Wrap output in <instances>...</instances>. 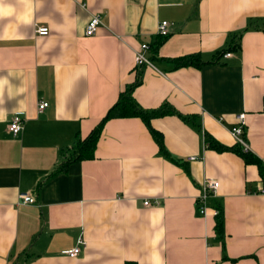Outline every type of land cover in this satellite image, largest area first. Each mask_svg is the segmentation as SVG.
I'll return each mask as SVG.
<instances>
[{
	"label": "crops",
	"instance_id": "1",
	"mask_svg": "<svg viewBox=\"0 0 264 264\" xmlns=\"http://www.w3.org/2000/svg\"><path fill=\"white\" fill-rule=\"evenodd\" d=\"M94 15L103 26L86 37ZM163 21L171 34L154 50ZM250 22L263 26L264 0H0V264H264V175L204 143L207 132L239 145L231 130L246 114L244 139L264 174V30ZM39 26L50 34L38 36ZM231 43L240 50L216 61ZM143 44L155 68L136 65ZM189 55L206 64L176 68ZM137 78L141 108L168 104L200 128L153 119L168 158L141 119H113L93 159L54 174ZM40 102L49 104L41 113ZM205 178L220 188L201 216ZM20 194L36 204H20ZM80 240L82 252L66 255Z\"/></svg>",
	"mask_w": 264,
	"mask_h": 264
},
{
	"label": "trees",
	"instance_id": "2",
	"mask_svg": "<svg viewBox=\"0 0 264 264\" xmlns=\"http://www.w3.org/2000/svg\"><path fill=\"white\" fill-rule=\"evenodd\" d=\"M262 29L264 30V24L263 26H256L253 27V22H250L248 25L247 30L250 29ZM168 37H158L156 40L155 45L152 47V49L156 50L158 49L165 41L168 39ZM237 43V42H236ZM240 44L234 45V43L228 44L226 48H224L221 52H219L217 56V60L224 57L226 54H229L232 50H240ZM175 66L178 69L181 68H187V67H194V68H201L203 65L206 64L199 55H189L185 56L183 58H179L177 60H174ZM141 84L140 79H136V81L130 85L127 86L125 91L120 94V97L118 99V102L109 110L107 116L98 124V126L92 131V133L86 138L81 139L77 138L76 144L73 147V151H75L74 158L69 159L68 161H64L62 164L56 168L54 171V174L63 172L66 170L67 166L74 161H84V160H91L94 158L95 150L97 147V143L101 137L102 131L104 129L105 124L113 119H124V118H139L141 119L146 126L148 127L152 137L154 138L155 142L160 148V151L168 158H171L170 153L166 149L164 136L161 132L155 130L151 122L153 119L164 117L167 115H177L178 117L182 118L187 123H193L198 128H200V125L197 124L196 120L192 117H187L182 115L181 113L177 112L172 106H169L168 104L164 105L160 109L157 110H144L139 106V104L136 102V100L133 97L134 90ZM204 143L205 148L207 150H212L218 153H225V152H231L238 156H240L246 164L249 165H256L260 169L262 175L263 174V167L261 164V161L254 156L249 150H245L243 146L235 145V146H226L224 144H221L218 142L213 136H211L209 133H204ZM217 209L220 210V215L216 217V232L219 235L224 234V217L221 213V208L219 205H214ZM127 264H135V263H127Z\"/></svg>",
	"mask_w": 264,
	"mask_h": 264
},
{
	"label": "built area",
	"instance_id": "3",
	"mask_svg": "<svg viewBox=\"0 0 264 264\" xmlns=\"http://www.w3.org/2000/svg\"><path fill=\"white\" fill-rule=\"evenodd\" d=\"M84 7V6H83ZM103 26L101 15H94L89 20L86 28H85V36L86 37H95L98 35L100 27ZM172 23L168 21L160 22L157 29V36L159 37H168L171 34ZM36 34L38 36L46 37L50 34L49 28L45 26H39L36 28ZM150 50V46L147 44H143L141 49L138 50L135 54V62L139 68L143 67H152L155 68V64L151 59L146 56V52ZM231 54H226L225 57H230ZM49 104L47 102H40L38 106V111L44 112L48 109ZM23 117L21 114L15 115L11 123L9 125V131L14 135L18 136L23 131ZM246 128V114H240L237 116V125L234 126L231 130L233 137L239 145H242L245 150H248L247 142L244 139V133ZM197 157H190L188 160L196 161ZM202 194L197 199L198 212L201 216L208 215V205L209 202L215 201L218 197V190L220 188V183L217 180L211 178H205L201 183ZM19 202L23 205H34L36 204V198L29 194H20ZM152 202L150 200L144 201V206H151ZM154 204H159L158 201L154 202ZM212 215L216 218L220 215V210L216 207L212 209ZM81 246H85V242L80 240L78 243V247L65 252L71 258L77 257L81 252Z\"/></svg>",
	"mask_w": 264,
	"mask_h": 264
},
{
	"label": "rangeland",
	"instance_id": "4",
	"mask_svg": "<svg viewBox=\"0 0 264 264\" xmlns=\"http://www.w3.org/2000/svg\"><path fill=\"white\" fill-rule=\"evenodd\" d=\"M71 154H74L75 155V151H72V153Z\"/></svg>",
	"mask_w": 264,
	"mask_h": 264
}]
</instances>
